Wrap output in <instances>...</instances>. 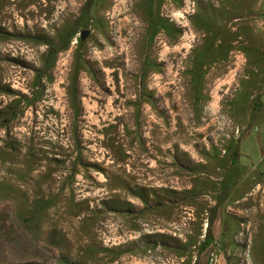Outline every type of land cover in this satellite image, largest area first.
<instances>
[{"label":"rangeland","instance_id":"1","mask_svg":"<svg viewBox=\"0 0 264 264\" xmlns=\"http://www.w3.org/2000/svg\"><path fill=\"white\" fill-rule=\"evenodd\" d=\"M128 1L121 20H107L106 39L96 22L116 3L0 0V264H122L121 251L130 262L152 239L178 249L177 238L145 227L158 217L177 219V209L183 213V204L198 198L162 193L170 177L165 159L173 153L196 171L200 153L180 143L203 138L200 128L214 119L208 109L219 111L218 124L235 123L253 141L264 128V71L252 68L264 67V0H193L183 29L177 20L184 0H171L173 12L161 10L162 0L135 5L136 15L144 6L175 20L169 24L187 31L190 47L212 43L214 34L216 66L202 67L203 74L199 62L191 67L192 54L187 66L141 67ZM85 29L91 34L82 41ZM152 31L153 39L162 29L148 28V37ZM252 74L255 86L246 84ZM140 118L141 148V125L133 122ZM260 159L253 155L262 172ZM253 204L264 207L261 199ZM232 221L235 235L239 223ZM245 234L231 236L229 257L199 264H264V225L254 222ZM186 236L196 249L198 238ZM187 260L168 255L157 264Z\"/></svg>","mask_w":264,"mask_h":264},{"label":"crops","instance_id":"2","mask_svg":"<svg viewBox=\"0 0 264 264\" xmlns=\"http://www.w3.org/2000/svg\"><path fill=\"white\" fill-rule=\"evenodd\" d=\"M89 1L92 5H102L109 2H111V4L116 3L113 12L107 10V12L102 14L103 17H100L101 21L96 22L103 30L102 37H106L107 39L111 33L110 22H107V20L110 18L114 20L115 16L118 21L121 20V16L126 11L129 1ZM140 1L141 0L131 1V14L135 23H133L130 30L132 29V43L137 46L136 51H134L139 59H142L141 67L150 68L153 65L159 67V64L162 62L168 63L174 67L179 60L182 62L185 61L187 66L191 54V67L192 65L196 66L194 62H199L197 64L200 67L207 68L216 66V64L211 65V63L214 55L219 49V41L215 42V40H213L212 43L201 42V44L197 46L192 44L190 47L187 31H175L169 24V22L174 23L175 20L169 19L167 22L163 19L160 20L152 14L153 12L147 13V8L144 6L140 8V12L138 11L139 13L136 15L133 11L137 3L143 4L140 3ZM152 3H154L153 0ZM161 3L164 5L161 7V10L165 12L175 11L174 4L171 0H162ZM92 11L88 15L93 19L94 13ZM95 15L98 16L97 13ZM96 16L94 20L98 21ZM160 16L162 17L163 13H161ZM177 22L183 26L181 29L185 28V22L181 20H177ZM111 23L115 22L112 21ZM150 27L162 29V32L158 34L159 36L156 35L155 38L152 39L153 31L150 32L149 37L147 35V29ZM235 33L236 26L233 25L232 34ZM203 35L207 36V34ZM161 36H163L164 41L161 39V42L156 45V40L161 38ZM212 36L214 37V34ZM212 36L211 39L213 38ZM119 38L117 40H120ZM127 40H129V38H127ZM156 46L160 47L155 49ZM157 49L160 50L159 53ZM252 68H256L255 70L259 72L262 71L261 73L264 71V67L261 65H252ZM252 79L254 81H251ZM255 79H257V76L252 74L250 83L247 81L246 84L250 86L253 82L255 86ZM134 113L135 116L140 117L142 115L140 109L134 110ZM208 113L212 115L214 119L212 123L204 125L202 129L200 128L203 138L192 141L187 140L180 143L181 148L187 151L191 150V148L197 149L200 153L201 157L196 161V164H198L196 165V171L187 170L185 166L182 165V161L177 164L176 160H178V157L171 153V155L165 159L168 163L167 172H170V177L167 179V184L161 187L163 188L161 189L162 193L165 195L182 194L191 197L195 195L198 196L196 203L192 202L190 204L186 202L185 205L183 204V209L192 210L194 213L193 219L189 221L187 233L192 232V234L198 238L196 249H192L194 244L191 240L190 242L185 240L183 243L181 241L179 242L178 239L173 240L171 238L172 241L178 244V249H174L170 247L166 248L163 246L164 244L152 239L153 243H149L150 240L145 243V246H137L136 256L138 257L131 256L134 261L128 262L130 254L126 252V250L121 251L119 260L122 261V264H157L158 258H163L168 255L188 259L184 264H199V260L204 259L210 260L216 258L217 260H222L225 256L229 257V254L233 252L231 248L232 235V239L236 238L239 234L242 236V233L243 236H245V230L249 229L254 222L261 227L264 225V207L263 209H259L253 204L257 199L264 201V171L260 172L258 168L253 165L254 154L260 155V161L264 160V128L261 129L263 131L260 130V133L257 134L258 137L256 141L252 140L251 132L245 131L246 133L242 132L239 138L232 135L231 138L223 139V142L219 145H215L213 143V137L216 136L220 126V124H218L219 111L217 109H208ZM201 114L205 113L203 112ZM233 114L236 115L237 113L235 111H230V115ZM192 115H195V113H192ZM120 121L121 120L118 119L114 122L118 125ZM133 122H135V129H137L136 123H138L137 125L139 127L141 125L140 129H138L140 133L139 138H137L138 142H135L136 147L141 148L142 146H146L141 139V118L135 119ZM150 128L153 127L150 126ZM142 143L144 145H142ZM171 200L170 198V201ZM179 213H182V211L177 209L173 217L178 218L180 216ZM227 217H229L231 221H228ZM162 220L168 221L165 218L158 217V221ZM232 220L239 223V231L235 235L229 230L233 227ZM147 253L151 255H147ZM151 257H153L156 262L150 260ZM192 259H194V262H192Z\"/></svg>","mask_w":264,"mask_h":264},{"label":"built area","instance_id":"3","mask_svg":"<svg viewBox=\"0 0 264 264\" xmlns=\"http://www.w3.org/2000/svg\"><path fill=\"white\" fill-rule=\"evenodd\" d=\"M194 6L195 3L193 0H184L182 11H180L181 18L179 20L183 22L187 20L190 14L193 12ZM241 134L242 132L240 129L234 123L229 122L226 125L224 124L219 126L216 136L213 137V143L215 145H219L221 142H223V139L231 138L232 135H235L237 138H239ZM193 217V211L185 209L177 219L169 221L162 220L158 221L157 223H153V225L146 224L145 227H151L149 233H168L178 240L185 241L187 238V231L189 229V221H191Z\"/></svg>","mask_w":264,"mask_h":264},{"label":"water","instance_id":"4","mask_svg":"<svg viewBox=\"0 0 264 264\" xmlns=\"http://www.w3.org/2000/svg\"><path fill=\"white\" fill-rule=\"evenodd\" d=\"M91 34V31L88 29L82 30L80 33L81 40L84 41L86 40Z\"/></svg>","mask_w":264,"mask_h":264},{"label":"trees","instance_id":"5","mask_svg":"<svg viewBox=\"0 0 264 264\" xmlns=\"http://www.w3.org/2000/svg\"><path fill=\"white\" fill-rule=\"evenodd\" d=\"M214 40V37L212 38V41ZM200 71H201V74H203L202 73V67H200ZM198 79H199V75H198V77H197V81H198Z\"/></svg>","mask_w":264,"mask_h":264}]
</instances>
